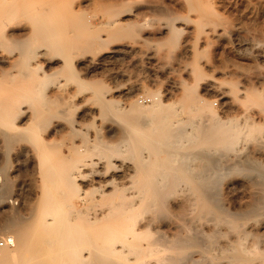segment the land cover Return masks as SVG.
<instances>
[{
    "label": "bare ground",
    "instance_id": "bare-ground-1",
    "mask_svg": "<svg viewBox=\"0 0 264 264\" xmlns=\"http://www.w3.org/2000/svg\"><path fill=\"white\" fill-rule=\"evenodd\" d=\"M176 2L0 0V264H264V148L251 143L264 0L180 1L194 35L178 40L169 18L157 33L190 80L150 95L144 115L116 100L127 87L101 83L131 47L122 34ZM223 187H239L233 202Z\"/></svg>",
    "mask_w": 264,
    "mask_h": 264
},
{
    "label": "rangeland",
    "instance_id": "rangeland-1",
    "mask_svg": "<svg viewBox=\"0 0 264 264\" xmlns=\"http://www.w3.org/2000/svg\"><path fill=\"white\" fill-rule=\"evenodd\" d=\"M180 1L184 3L183 2L184 0H179V2H176L175 4L171 5L170 7H168V9L166 8V10L162 9V10L151 11L153 13H148L147 17L139 18V20L137 21L138 26L136 25V27H134L133 30L132 29L129 30L128 32L131 31L130 33L125 32L123 33L124 35L122 34L123 37L122 36L119 37V38L121 37L123 38V39L121 38V40H125V42L130 43L131 47L130 48L128 47L125 53L120 55V57L109 59L105 63V68L107 69L104 75H102L100 79L101 83L104 86L110 87V89L112 90H117V88L119 87H125V88L127 87L129 89V92L126 95L121 96L118 95L117 93L115 94L117 95L115 97L116 100L125 104L126 107L129 108L127 115L129 114L130 111L135 113L134 114L130 112L132 115H137L138 113H139L138 115H144V108L149 104V102L151 101L150 99H152L150 95L156 93L157 91L165 90L170 84H172L173 80L183 79L187 82L190 80L186 78L180 66L183 63L189 64L190 63L189 59H185L184 61L182 59L183 63H179V65H177L172 58L173 52L168 51L166 46L159 45L160 41H164L166 39L165 36L159 35L157 33L158 29L161 27V25H163L161 23L162 22L165 23L169 20L170 22H173V25L175 27L180 29L178 40H182L184 37L188 35L189 36L194 35L193 29L195 25L194 22L198 17L196 15L197 13L192 10H189V8L185 7L184 6L185 4L182 5ZM200 1L211 3V5H213L214 8L220 10L219 4L223 0H200ZM171 18L172 20H170ZM134 22L135 21H131L129 23H134ZM75 68L77 67L75 66ZM202 71L204 72L205 77L207 76L206 78H210V76H214V78L216 76L217 80H220L222 78L221 76L216 75L214 73L215 71L213 72V70L209 71V69L203 68ZM60 82L64 86L65 85L74 86V82L72 79H67L63 76L60 78ZM262 87H261L262 88L261 95L263 98V105L261 106L255 105L253 108V115H252L253 116L252 119L253 121H255V125L258 126L259 131H257L255 138L251 140V143L253 144V142L255 141L254 145L256 144L257 147L264 148V86ZM202 94L206 99L209 100V102L211 101L210 105L212 110L215 113L216 112L219 113L221 107L220 101L217 100L215 96L211 95L208 92ZM204 94H206V96ZM173 97L174 96L171 97L172 100L168 99V101L169 100L173 101ZM243 143L244 142L240 143L239 145L242 146ZM259 143L262 144V146L259 145ZM23 170L24 168L23 169L21 168L20 170L13 172L14 174H16V176L14 177L15 179L14 189L17 198L25 195V192H27V189L30 188V184H31L30 180H28L29 179L28 170H24V171ZM19 171L22 173H18ZM224 189L225 188L223 187V191L225 193L228 192L229 193L224 194V192L222 191L223 193L222 197L225 196L226 198H229L231 196L230 197L231 199L230 198L228 199L231 202H233L232 199L234 198V195L237 194L236 191L238 190L237 192H239L240 190L239 187L238 189L237 187H234L235 190L231 188L229 189V191H226V189L225 190ZM26 207L27 206H25V208ZM22 208H23L22 212L25 211L24 213L26 214L28 212L26 211L28 210V208L24 209V206ZM0 214H2L0 215V223H1L4 217L3 215L6 214L1 211Z\"/></svg>",
    "mask_w": 264,
    "mask_h": 264
},
{
    "label": "built area",
    "instance_id": "built-area-1",
    "mask_svg": "<svg viewBox=\"0 0 264 264\" xmlns=\"http://www.w3.org/2000/svg\"><path fill=\"white\" fill-rule=\"evenodd\" d=\"M11 244L10 239L7 236L0 235V254L2 253L5 247H8Z\"/></svg>",
    "mask_w": 264,
    "mask_h": 264
}]
</instances>
